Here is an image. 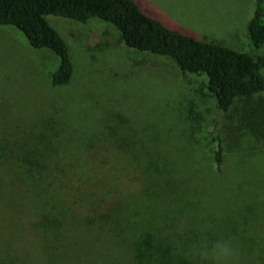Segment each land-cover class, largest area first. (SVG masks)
Listing matches in <instances>:
<instances>
[{
  "label": "rangeland",
  "instance_id": "rangeland-1",
  "mask_svg": "<svg viewBox=\"0 0 264 264\" xmlns=\"http://www.w3.org/2000/svg\"><path fill=\"white\" fill-rule=\"evenodd\" d=\"M139 1L167 26L252 49L253 0ZM48 21L70 49L67 86L51 84L53 52L0 25V264H178L218 238L234 244L236 264H264V93L223 114L204 78L128 48L112 24ZM39 199L78 213L59 217Z\"/></svg>",
  "mask_w": 264,
  "mask_h": 264
},
{
  "label": "trees",
  "instance_id": "trees-1",
  "mask_svg": "<svg viewBox=\"0 0 264 264\" xmlns=\"http://www.w3.org/2000/svg\"><path fill=\"white\" fill-rule=\"evenodd\" d=\"M253 5V15L248 26L252 45L249 52H239L219 43L203 41L196 33L171 21L169 25L172 27L167 26L163 22L166 20L163 15H149L139 0H0V25L20 30L33 49L53 52L60 59V65L52 75L51 84L53 87H63L71 82L74 65L67 43L50 25L48 17L82 24L92 19L108 22L119 31L128 48L170 58L184 73L204 78L207 90L217 101L219 111L227 114L239 100L251 99L264 93V0H253ZM212 142L213 163L216 172L220 174L225 163V151L219 136H215ZM2 181L0 177V186ZM82 192L74 194L73 200ZM2 198L0 193V202ZM66 199H39V204L47 207V211L52 208L62 218L66 214L77 215L78 211L72 202L68 201L67 204ZM48 217L46 221L42 219L41 225L48 222ZM91 219L98 230L110 234L112 228L107 225L102 227L98 222L100 217ZM61 223L59 221L58 224L48 225V231H55ZM121 227H124L122 230L125 233L127 226L122 224ZM126 241L127 246L135 243V239L129 235ZM210 245L208 243L206 246ZM188 246L192 251L197 248V244L193 248V242ZM147 259L140 264H171L172 261L171 258L166 259L165 263H162L163 259ZM196 261L209 263L202 256L193 255L181 258L178 264H193Z\"/></svg>",
  "mask_w": 264,
  "mask_h": 264
},
{
  "label": "clouds",
  "instance_id": "clouds-1",
  "mask_svg": "<svg viewBox=\"0 0 264 264\" xmlns=\"http://www.w3.org/2000/svg\"><path fill=\"white\" fill-rule=\"evenodd\" d=\"M200 255L211 264H236L235 246L227 238H218L210 246L201 248Z\"/></svg>",
  "mask_w": 264,
  "mask_h": 264
}]
</instances>
